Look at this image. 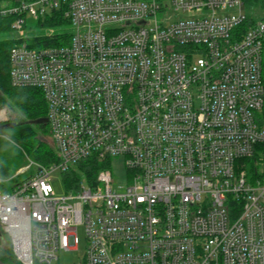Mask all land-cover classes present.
Segmentation results:
<instances>
[{"label": "built area", "instance_id": "obj_1", "mask_svg": "<svg viewBox=\"0 0 264 264\" xmlns=\"http://www.w3.org/2000/svg\"><path fill=\"white\" fill-rule=\"evenodd\" d=\"M54 11L70 30L41 36L57 44L8 52L57 157L0 178L15 261L54 264L81 228L83 264H264V17L238 35L243 0H22L0 16L20 38ZM91 159L93 177L55 194L51 174Z\"/></svg>", "mask_w": 264, "mask_h": 264}, {"label": "trees", "instance_id": "obj_2", "mask_svg": "<svg viewBox=\"0 0 264 264\" xmlns=\"http://www.w3.org/2000/svg\"><path fill=\"white\" fill-rule=\"evenodd\" d=\"M22 0H0V8H11ZM26 1V0H24ZM245 10L248 15V21L237 28V34H242L247 26L254 22L258 15L254 12L258 9L264 11V0H243ZM16 14L0 16V107L6 106L9 113L13 112L15 116L8 121L15 122L16 125L7 128L8 134L23 148L29 159L34 162L46 165L57 160L56 153L49 140V128L44 123H33L34 120L46 117L47 104L42 92L37 88L14 87L9 79V49L16 43H25L28 47H39L45 45L57 44L56 34L52 38H45L39 34L26 30L24 24V35L16 38L11 28L12 21ZM27 21V20H26ZM36 25L48 28H60L68 25L55 11L51 12L44 18H38ZM55 30V29H54ZM56 31V30H55ZM257 117L258 124L264 128V100ZM1 128V127H0ZM15 144L4 139L3 145H0V178L5 179L12 176L19 168V161L16 155L11 152ZM100 164L94 160L80 162L74 169L63 176L66 187H70L74 180H79L82 176L93 177L99 170ZM20 177L13 179L15 182ZM7 190V188H4ZM8 238L0 231V241ZM0 264H19L12 256L11 250H3L0 247ZM80 264H83L81 262Z\"/></svg>", "mask_w": 264, "mask_h": 264}, {"label": "rangeland", "instance_id": "obj_3", "mask_svg": "<svg viewBox=\"0 0 264 264\" xmlns=\"http://www.w3.org/2000/svg\"><path fill=\"white\" fill-rule=\"evenodd\" d=\"M254 13L258 15L257 18L264 17V11H262L261 9H258ZM54 29L56 31H58V29L70 30V26L66 25V26H61L60 28H54ZM26 30L27 31L31 30L35 34L43 35L47 32L48 27L37 26L36 21H34L30 18H27ZM0 109L4 110L5 114L7 115L8 120L15 116V114L13 112L9 113V109H7L6 106H2V107H0ZM4 139L9 140L15 144V146L11 149V152L16 155V158L19 161V168L15 171V173L18 170H20L26 166H29L31 162H33V163L29 166V169L26 172H24L23 174H20L19 177L25 178L26 176H28L32 172H34L35 168H36L35 164H38V163L29 159L28 155L23 150V148H21L16 143V141L8 134L7 128H0V145H3ZM122 171H123V168L120 167V164L118 162L115 163V166L113 169V179H114L115 185H117L121 181L120 173ZM50 183L52 185V188H53L55 194H57V195L63 194L64 191L66 190L65 183H64L62 176L59 172H55V173L51 174ZM77 237H78V245H77L76 249L60 252L58 254V260L54 264H80L81 263L83 253H84V244H85L84 233H83L81 228H78V230H77ZM0 247L3 250L8 249V247H9L7 241L4 238L1 239V241H0Z\"/></svg>", "mask_w": 264, "mask_h": 264}, {"label": "water", "instance_id": "obj_4", "mask_svg": "<svg viewBox=\"0 0 264 264\" xmlns=\"http://www.w3.org/2000/svg\"><path fill=\"white\" fill-rule=\"evenodd\" d=\"M33 123H44V124H47V118L46 117H42V118H39V119H36L33 121ZM16 125L15 122H12V121H7L3 124L0 125L1 128H11V127H14ZM50 140V143L52 145V141L51 139L49 138Z\"/></svg>", "mask_w": 264, "mask_h": 264}, {"label": "crops", "instance_id": "obj_5", "mask_svg": "<svg viewBox=\"0 0 264 264\" xmlns=\"http://www.w3.org/2000/svg\"><path fill=\"white\" fill-rule=\"evenodd\" d=\"M261 72H262V79H263V82H264V50H263L262 62H261ZM260 112L261 111L257 112V114H256L257 123H258V120H259V119H257V117H259Z\"/></svg>", "mask_w": 264, "mask_h": 264}]
</instances>
